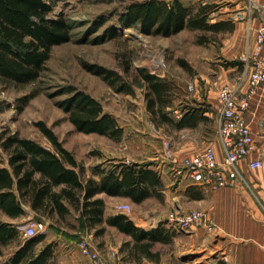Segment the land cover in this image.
<instances>
[{"label": "rangeland", "instance_id": "rangeland-1", "mask_svg": "<svg viewBox=\"0 0 264 264\" xmlns=\"http://www.w3.org/2000/svg\"><path fill=\"white\" fill-rule=\"evenodd\" d=\"M132 1L139 0H62L54 5L53 16L62 15L72 23V39L53 47L51 58L36 80L23 84L0 76V167L8 165L9 155L3 147L2 138L6 132H17L21 137H31L52 147L50 140L36 125L42 120L53 128L70 151L82 158L86 177L92 175L95 165L101 162L142 161V164L150 163L155 170L159 165L158 169L165 168L163 171L157 170L165 183V199L151 197L145 203L137 204L129 198L127 201L134 208L130 213L134 216L133 220L148 228L164 223L173 236L178 237L172 244H154L153 249L160 254L162 252L156 259L159 263L171 261L174 264H214L216 256L199 250L190 249L179 254L180 256L176 255L178 247H191L192 236L185 234L187 230L169 226L168 216L179 205L186 207L189 201L197 204L211 194L212 189L185 177L183 172L178 174L172 171L168 162H164L163 148L164 141L170 139L175 150V160L181 161L189 154L183 149L189 140L197 149L211 145L219 135L216 115L203 119L198 127L185 129L154 121L147 107L145 81L135 78L138 68L147 67L152 73L172 80L177 94V109L169 111L172 112L171 117L178 119L186 106H199L195 101L198 91L203 95L209 94L215 78L219 77L217 70L227 68L233 64L232 61H241V58L233 60L222 54L224 40L233 30L217 33L185 28L182 32L165 38L147 35L139 27L122 29L118 22L119 15ZM206 1L197 0L192 4L208 3ZM213 4L218 9L222 5ZM98 18H105L106 23L95 28ZM113 24L118 26L120 34L112 39L105 38L106 29ZM202 35H208L211 41L200 43L198 39ZM184 60L188 63L185 67L180 63ZM86 63L102 64L117 70L132 81L134 94L116 91L101 75L88 70ZM239 66L238 74H242L243 61ZM190 83L196 84L195 90L189 89ZM70 84L100 99L104 109L115 115L119 123L128 125L122 139L114 140L105 135L85 134L76 130L75 125L69 121L68 114L58 104L69 96L60 91ZM248 175L258 180L264 177V167L251 170ZM247 189L252 191L249 187ZM198 191L203 196L200 199L193 197ZM25 208L28 214L14 220L20 230V237L9 244H0V262L10 258L21 241L30 238L24 235L23 227L31 223L42 222L47 225L43 232L46 237L39 245L46 244L50 239L57 241L59 246L65 239L79 244L82 236L94 233V229L88 227L81 211L76 208L71 209L72 212L64 217L38 213L28 205ZM2 220H8V217L0 211V221ZM93 238L96 244L95 234ZM108 238L115 241L111 231L108 232Z\"/></svg>", "mask_w": 264, "mask_h": 264}, {"label": "trees", "instance_id": "trees-1", "mask_svg": "<svg viewBox=\"0 0 264 264\" xmlns=\"http://www.w3.org/2000/svg\"><path fill=\"white\" fill-rule=\"evenodd\" d=\"M62 0H0V76L8 81L27 84L41 76L55 45L69 42L72 23L64 16H53L54 5ZM216 5L199 2L186 4L181 0L132 1L118 22L122 29L139 27L147 35L169 37L185 28L204 32H227L234 29V21L213 22L210 18ZM96 27L106 23L105 18L95 21ZM120 34L116 24L106 29L105 38ZM200 43L210 42L208 35L199 37ZM239 65L241 61H232ZM185 67L188 63L180 61ZM85 66L95 75H101L109 85L121 93L134 94L132 81L115 69L102 64ZM135 79L144 80L147 107L154 121L168 123L177 129L198 127L209 109L202 104L186 106L176 119L170 111L177 109L174 83L166 77L152 73L147 67L138 68ZM60 93L69 95L58 102L68 114L76 130L82 133H97L111 139H122L125 129L117 117L104 109L100 99L76 85L64 87ZM170 110V111H169ZM50 140L52 147L31 137H21L17 132L4 133L3 147L8 151L7 166L0 167V211L8 220L0 221V244H9L20 237L14 220L28 214L26 205L34 211L64 217L76 208L82 213L84 222L94 229L95 236L103 234L106 225L118 228L133 237L124 243L133 251L154 260L160 255L152 250L157 242L169 243L174 237L169 228L161 223L155 228L137 225L124 213L105 216V199L102 192L110 196H123L137 204L147 198L165 199V183L160 173L150 163L124 160L101 162L95 165L92 175L85 176V167L76 154L70 151L52 127L42 120L36 123ZM109 164V165H108ZM202 198V193L194 194ZM46 235L38 233L24 239L3 264H52L55 258V242H49L40 251L35 247ZM219 264H228L219 260Z\"/></svg>", "mask_w": 264, "mask_h": 264}, {"label": "crops", "instance_id": "crops-1", "mask_svg": "<svg viewBox=\"0 0 264 264\" xmlns=\"http://www.w3.org/2000/svg\"><path fill=\"white\" fill-rule=\"evenodd\" d=\"M181 1H184L186 4H192L197 0ZM249 1L250 0L206 1L208 3L222 4L219 6V9L218 6L215 7V10L210 16L212 19L211 21L233 20L235 23L233 31L230 32L231 35L229 34L227 36L222 46V54L224 53V56H229L233 60H237V58L242 59L248 48L255 47V28L260 25L262 17L259 13H256L255 19L252 22L253 29L250 30L249 20L245 18L247 9L250 5ZM258 1L264 3V0ZM239 67V65L232 64L228 65L227 68L225 67L221 70H217L216 73H218L219 77L215 78L209 94L203 95L199 93V91L196 93L195 101L199 103V105L202 104L209 109V111L206 112L208 116L216 115L218 124V118L221 112L218 89L226 85H231L236 90L237 95L242 97L250 92L248 79L243 78L242 74H238L240 71ZM249 104L250 107L245 115L256 137L257 143L259 144V148L248 159L258 156L264 158V84H261L257 88V91L251 96ZM122 126L126 130L128 125L125 124ZM209 146L215 148L219 161L224 160L225 151L222 147L219 135ZM202 148L205 147H201V149ZM183 149L189 152L188 155L201 150L197 149L190 140ZM78 160L82 163V158H78ZM247 161L248 160L245 159L240 163L242 179L238 186L211 190V194L206 195L203 200L198 201L197 204L189 201L186 207L182 205L177 206L185 212L191 210L204 211L217 225L214 231H210L206 224L202 223L197 227H193L190 231L185 232L186 235L189 234V236H192L191 247H178V251H176L177 256H180L179 254L187 252L190 249H194L202 253L216 256L217 258L214 264H219V260H224L228 264H264V177L257 180L249 176L248 174L251 169ZM158 167L157 170L160 169H158ZM166 186L169 187L168 184ZM247 187L251 188L252 191H248ZM98 197H103L105 199L106 217L123 212L118 209L119 205L129 203L127 201L129 198H123V196L117 195L110 196L104 192L98 194ZM148 199L150 198L145 199V201ZM145 201L142 203H145ZM130 217L134 219L132 214H130ZM134 222L137 225L148 228L147 225L145 226L137 221ZM107 227L108 229L103 234L95 236V239L97 240L96 245L100 253H102L103 257H105L110 264H174L171 261L159 263L158 260H154L133 251L131 246H124V243L132 241L133 237L121 232L116 227L110 225ZM109 231L114 235L115 241H111L110 238H108ZM175 239H178V237L174 236L169 243H157L172 244ZM24 242V240L21 241L16 250L21 247ZM49 242L56 243V255L52 264L91 263V259L81 252L77 241L74 242L73 240L65 239L62 241L61 246L57 245L58 242L55 240L50 239L46 244ZM46 244L36 245L35 251L40 252ZM73 244L75 245L73 246ZM152 250L155 251L153 248ZM8 259L1 261L0 264H3V262Z\"/></svg>", "mask_w": 264, "mask_h": 264}, {"label": "built area", "instance_id": "built-area-1", "mask_svg": "<svg viewBox=\"0 0 264 264\" xmlns=\"http://www.w3.org/2000/svg\"><path fill=\"white\" fill-rule=\"evenodd\" d=\"M249 3L245 18L249 20L250 30L253 29L252 22L256 13L262 17L260 25L255 28V47H250L241 59L243 61L242 76L248 79L250 92L243 97L239 96L231 85L223 86L218 90L221 105L218 134L225 151L224 160L219 161L215 148L208 146L177 161L172 141L170 139L164 141V162H168L169 168L178 174L183 172L185 177H190L194 182L212 190L238 186L242 179L240 163L245 159L248 160L251 170L264 167L262 156L248 159L259 147L245 114L250 107L251 96L261 84H264V3L258 0H250ZM189 89L195 90L196 84L190 83ZM127 162L130 163L129 160ZM162 169L165 170V168ZM119 209L127 214L134 210L129 203L119 205ZM167 223L178 230L187 231L202 223H205L210 231H214L217 227L215 221L210 219L204 211L185 212L180 208H176L168 216ZM46 229V223L42 222L23 227L26 237L43 233ZM93 236L94 233L91 232L81 237L79 243L81 252L91 259L90 264H110L100 253Z\"/></svg>", "mask_w": 264, "mask_h": 264}]
</instances>
